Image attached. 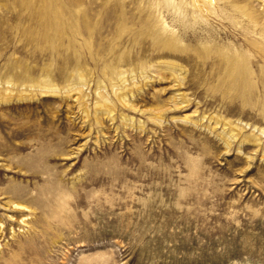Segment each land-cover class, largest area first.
<instances>
[{
  "label": "rangeland",
  "instance_id": "rangeland-1",
  "mask_svg": "<svg viewBox=\"0 0 264 264\" xmlns=\"http://www.w3.org/2000/svg\"><path fill=\"white\" fill-rule=\"evenodd\" d=\"M116 1L88 36L101 0H0V264H264V0H218L181 55Z\"/></svg>",
  "mask_w": 264,
  "mask_h": 264
},
{
  "label": "bare ground",
  "instance_id": "bare-ground-1",
  "mask_svg": "<svg viewBox=\"0 0 264 264\" xmlns=\"http://www.w3.org/2000/svg\"><path fill=\"white\" fill-rule=\"evenodd\" d=\"M22 1H23L22 7L28 8V4L30 0H22ZM130 1L133 2V0ZM217 1L218 0H150L149 8H151L155 12H158L159 16L161 18L163 17L164 19L162 25V31L156 30L154 28L149 29L150 30L149 32L151 33L154 41H156L157 43L156 46L158 48L167 50V53H169L170 55L173 54L181 55L182 53H185L184 48H181L179 45H177V42L181 41L182 37H184L186 33H189L190 37H195L198 35V32H196L194 28H192V25L199 22L201 16L200 14L205 12L207 16L208 14L215 13L217 16L223 18L225 17L223 7H220L221 9L218 12H216L213 8H211L213 7L214 4L217 5ZM225 1L228 3H232L231 2L232 0H225ZM129 3H124V2L119 3L116 0H113L112 2H110V0L104 2V0H101V3L98 4L99 7H97V12H98L96 14L97 17L95 19L90 18V15L87 13H83L82 15H76L78 23L82 24L83 32L88 36H92L95 33V31H97V29L102 28L103 23H107L111 19L117 21L118 25L121 26L124 23H126L127 11L124 9V7L129 6ZM206 5L209 6L207 7V9L204 8ZM236 8H238V10L242 15L252 18L247 13L246 2L242 3V5L241 4L237 5ZM50 11L53 12L54 15L57 16L62 15L61 8L58 7L51 8ZM13 16L16 17V15H12L9 18ZM122 61L125 60L120 59L118 63ZM225 68L227 72H230L232 74H239L241 75V77L245 78L244 80H246L247 68L245 63L243 64V63L235 62L231 66L226 65ZM111 70L115 72V68H111ZM10 82L11 80L7 81L6 83L10 84ZM120 96L122 97L121 98L122 102L126 104L124 100L125 97L124 94ZM156 119L158 122L163 121V118L161 116H158ZM229 144H230V140L228 138L226 140V145L229 146ZM12 205L16 209L27 208V206L20 203L13 202ZM21 221L24 222L25 219L23 218Z\"/></svg>",
  "mask_w": 264,
  "mask_h": 264
}]
</instances>
